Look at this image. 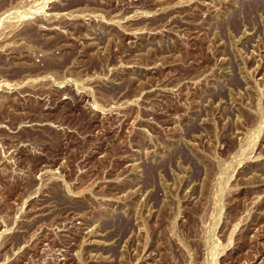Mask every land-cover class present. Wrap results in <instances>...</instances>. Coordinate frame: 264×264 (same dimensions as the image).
Masks as SVG:
<instances>
[{"label":"rangeland","instance_id":"obj_1","mask_svg":"<svg viewBox=\"0 0 264 264\" xmlns=\"http://www.w3.org/2000/svg\"><path fill=\"white\" fill-rule=\"evenodd\" d=\"M0 264H264V0H0Z\"/></svg>","mask_w":264,"mask_h":264}]
</instances>
